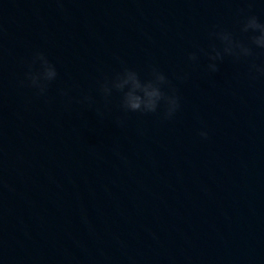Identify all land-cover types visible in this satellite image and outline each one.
I'll use <instances>...</instances> for the list:
<instances>
[{
	"label": "water",
	"instance_id": "obj_1",
	"mask_svg": "<svg viewBox=\"0 0 264 264\" xmlns=\"http://www.w3.org/2000/svg\"><path fill=\"white\" fill-rule=\"evenodd\" d=\"M253 17L264 0H0V264H264ZM127 70L165 75L175 114L128 107Z\"/></svg>",
	"mask_w": 264,
	"mask_h": 264
},
{
	"label": "clouds",
	"instance_id": "obj_2",
	"mask_svg": "<svg viewBox=\"0 0 264 264\" xmlns=\"http://www.w3.org/2000/svg\"><path fill=\"white\" fill-rule=\"evenodd\" d=\"M245 30H252L255 32L264 33V24H261L255 17L251 18L245 26ZM221 39L224 40L229 47L225 48V52L231 54L235 45L232 44L229 34H223ZM255 43L264 48V35L256 37ZM241 52L245 55L249 54V50L241 46ZM42 62V73H32L31 71L25 74L26 79L31 82V85L36 88H41V81H52L57 76L55 65H53L43 53H38L35 57ZM223 54L216 51L215 56H211L212 60L222 59ZM195 59V57H193ZM213 71H217V65L215 63L210 65ZM259 72L264 73V66H260L257 69ZM166 76L158 74L155 81L149 80L147 82L141 81L138 74L133 70H127L119 82L115 85L117 88L123 89L125 86H130V90L125 95V103L132 110H138L143 112H156L160 106L161 101H165L168 106V112L166 118H171L177 111L179 105L178 100L173 95H168L163 91V84L166 82ZM21 85H24L25 81L22 80ZM202 137H207L208 132L202 130L200 132Z\"/></svg>",
	"mask_w": 264,
	"mask_h": 264
}]
</instances>
